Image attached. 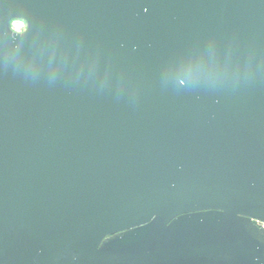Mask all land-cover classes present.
<instances>
[{"label":"water","instance_id":"obj_1","mask_svg":"<svg viewBox=\"0 0 264 264\" xmlns=\"http://www.w3.org/2000/svg\"><path fill=\"white\" fill-rule=\"evenodd\" d=\"M257 223L262 0H0L3 264H264Z\"/></svg>","mask_w":264,"mask_h":264},{"label":"snow or ice","instance_id":"obj_2","mask_svg":"<svg viewBox=\"0 0 264 264\" xmlns=\"http://www.w3.org/2000/svg\"><path fill=\"white\" fill-rule=\"evenodd\" d=\"M262 2H264V0H262ZM214 30H206L202 33V35H208L209 33L213 32ZM184 42L181 43H177L174 44L172 46H170L169 48H167L162 54L158 55L155 58L154 61V66H157L164 58H166L170 53L174 52V51H178L180 49V47L182 46ZM0 254H2V249H0ZM0 264H3V261L0 260Z\"/></svg>","mask_w":264,"mask_h":264},{"label":"built area","instance_id":"obj_3","mask_svg":"<svg viewBox=\"0 0 264 264\" xmlns=\"http://www.w3.org/2000/svg\"><path fill=\"white\" fill-rule=\"evenodd\" d=\"M25 23L22 20H12L10 22V29L13 33L21 34L25 30ZM257 226L264 229V224L257 223Z\"/></svg>","mask_w":264,"mask_h":264}]
</instances>
